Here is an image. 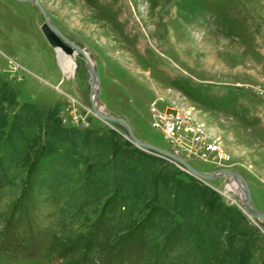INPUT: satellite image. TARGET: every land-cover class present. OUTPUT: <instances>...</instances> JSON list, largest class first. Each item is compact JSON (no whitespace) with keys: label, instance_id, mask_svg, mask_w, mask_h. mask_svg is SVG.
Wrapping results in <instances>:
<instances>
[{"label":"rangeland","instance_id":"374dc122","mask_svg":"<svg viewBox=\"0 0 264 264\" xmlns=\"http://www.w3.org/2000/svg\"><path fill=\"white\" fill-rule=\"evenodd\" d=\"M39 1L96 65L105 113L171 153L174 147L151 126L152 105L189 111L230 155L223 169L244 178L264 213V0ZM43 22L35 4L0 0V165L13 137L24 138L1 191L0 264H84L83 254L72 252L95 217L61 229L56 208L28 181L35 163L75 144L61 131L83 136L81 166L70 174L67 193L98 146L124 135L136 146L122 126L93 113L83 56H70L76 66L66 68V56L42 35ZM180 158L200 172L219 170L197 157ZM150 170L156 206L168 207L175 187L194 199L189 224L218 247L212 264H264V221L245 212L237 193L226 195L231 179L201 180L171 162ZM173 217L184 223L180 214Z\"/></svg>","mask_w":264,"mask_h":264},{"label":"trees","instance_id":"16d2710c","mask_svg":"<svg viewBox=\"0 0 264 264\" xmlns=\"http://www.w3.org/2000/svg\"><path fill=\"white\" fill-rule=\"evenodd\" d=\"M61 135L75 144L68 153L35 163L28 181L45 203L56 208L61 229L73 227L81 218L95 217L84 227L72 252L83 254L84 264H201L213 259L216 244L189 224L197 210L189 207L194 202L190 193L175 187L169 192L168 207L155 205L159 198L150 189V169L169 160L150 156L127 143L125 135V139L119 136L115 142L98 146L77 185L67 193L63 188L70 174L81 166L76 157L84 155L83 136L73 130L61 131ZM23 142V137L14 136L13 145L7 147L8 157L0 165V200ZM173 213L180 214L184 223L176 225Z\"/></svg>","mask_w":264,"mask_h":264},{"label":"water","instance_id":"95a60500","mask_svg":"<svg viewBox=\"0 0 264 264\" xmlns=\"http://www.w3.org/2000/svg\"><path fill=\"white\" fill-rule=\"evenodd\" d=\"M19 2H25V3H33L37 6L40 13L44 17V22L40 27L41 33L48 42V44L55 50L61 49L68 55H73L75 52L81 53L86 65L87 69L90 75V83H91V91H90V99H91V105H92V111L93 113L100 119L108 122V123H114L117 125L122 126L127 133L128 138L139 148L148 151L150 153H154L160 157L165 158L166 160H169L173 164L181 165L188 173L192 174L193 176L197 177L201 180H216L219 178H222L224 176L231 177L236 179L241 187H243L245 192V201L243 203V208L246 213H248L251 217L256 219H261L264 221V213L260 212L254 205L252 195L250 193V189L244 180V178L236 171L230 170V169H220L212 173H204L196 170L193 168L188 162H186L184 159L164 150L161 148H158L156 146H153L151 144H148L140 139H138L128 124L126 120L123 118L109 115L105 112L100 111L97 106L96 102L100 101L101 96V86L99 82V75L98 70L96 68V65H94L90 59V56L88 55L87 51L83 49L82 47L75 44L73 41L68 39L62 31L58 28V26L51 20L49 17L47 11L41 4L39 0H17Z\"/></svg>","mask_w":264,"mask_h":264},{"label":"built area","instance_id":"2783aa9c","mask_svg":"<svg viewBox=\"0 0 264 264\" xmlns=\"http://www.w3.org/2000/svg\"><path fill=\"white\" fill-rule=\"evenodd\" d=\"M157 103L158 100L152 105L151 126L174 147L172 154L197 157L219 170L226 168L231 157L211 135L205 123L197 121L189 111L176 107L164 110L158 108Z\"/></svg>","mask_w":264,"mask_h":264},{"label":"bare ground","instance_id":"6f19581e","mask_svg":"<svg viewBox=\"0 0 264 264\" xmlns=\"http://www.w3.org/2000/svg\"><path fill=\"white\" fill-rule=\"evenodd\" d=\"M57 52L59 54H63L66 56V58L64 59V62H65V66L66 68H68L71 72L74 71V68H75V62L70 58V56L72 55H68L66 54L63 50L61 49H57ZM76 53V52H75ZM74 53V54H75ZM73 54V55H74ZM81 54V53H80ZM82 55V54H81ZM89 55V54H88ZM91 59V58H90ZM92 61V59H91ZM92 63L94 64V62L92 61ZM96 106L97 108L102 111V112H105V109L104 107L100 104L99 101L96 102ZM229 179H231V182L230 184L227 186L226 188V195H229L230 193L229 192H235L237 193L239 196H240V200H241V204L243 206V203L245 201V192H244V189L243 187H241L240 183L234 179V178H231V177H228Z\"/></svg>","mask_w":264,"mask_h":264}]
</instances>
